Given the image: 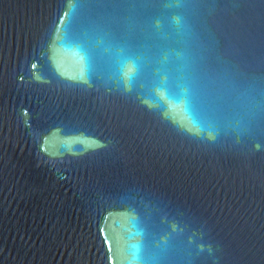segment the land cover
<instances>
[{"label": "water", "instance_id": "obj_1", "mask_svg": "<svg viewBox=\"0 0 264 264\" xmlns=\"http://www.w3.org/2000/svg\"><path fill=\"white\" fill-rule=\"evenodd\" d=\"M0 264H264V0H0Z\"/></svg>", "mask_w": 264, "mask_h": 264}]
</instances>
